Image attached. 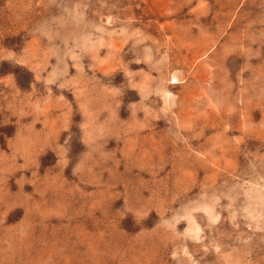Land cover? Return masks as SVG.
Returning <instances> with one entry per match:
<instances>
[{
    "label": "rangeland",
    "instance_id": "obj_1",
    "mask_svg": "<svg viewBox=\"0 0 264 264\" xmlns=\"http://www.w3.org/2000/svg\"><path fill=\"white\" fill-rule=\"evenodd\" d=\"M0 264H264V0H0Z\"/></svg>",
    "mask_w": 264,
    "mask_h": 264
}]
</instances>
